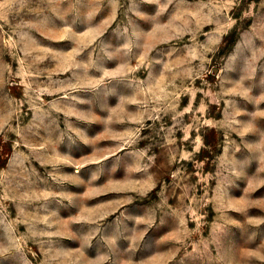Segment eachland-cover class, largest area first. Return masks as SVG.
Segmentation results:
<instances>
[{"label": "rangeland", "instance_id": "1", "mask_svg": "<svg viewBox=\"0 0 264 264\" xmlns=\"http://www.w3.org/2000/svg\"><path fill=\"white\" fill-rule=\"evenodd\" d=\"M0 264H264V0H0Z\"/></svg>", "mask_w": 264, "mask_h": 264}]
</instances>
